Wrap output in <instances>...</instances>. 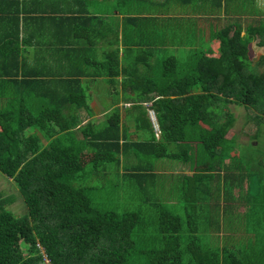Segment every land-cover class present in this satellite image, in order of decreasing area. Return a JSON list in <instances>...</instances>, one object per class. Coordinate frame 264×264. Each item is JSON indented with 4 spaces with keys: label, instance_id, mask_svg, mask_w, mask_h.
Here are the masks:
<instances>
[{
    "label": "trees",
    "instance_id": "trees-1",
    "mask_svg": "<svg viewBox=\"0 0 264 264\" xmlns=\"http://www.w3.org/2000/svg\"><path fill=\"white\" fill-rule=\"evenodd\" d=\"M255 22L221 31L220 55L193 53L187 71L180 70L178 59L166 57L159 76L143 78L147 96H160L155 102L160 138L144 118L143 128L136 126L145 140L125 144L145 153L139 158L150 161L149 168L165 162L184 170L176 175H122L117 165L125 147L120 112L107 116L106 134L92 122L83 123L81 110L93 114L80 80L56 81L44 76L39 65L40 70L24 64L22 50L30 45L20 40L17 23L0 45V174L17 184L28 214L10 211L14 201L5 199L0 187V264H47L46 259L49 264H243L244 258H264V237L261 246L236 237L240 226L249 233L264 230V158L259 163L241 159L234 169L222 153L237 137L233 106L256 112L247 115L259 129L252 142L264 139V54L250 55L251 46L264 48V17ZM119 53H111L100 75L113 89L122 75ZM71 139L78 143L66 146ZM255 143L253 151L259 150ZM109 165L120 182H106L107 192L111 186L119 193L131 191L128 197L144 198L138 205L154 212H121L117 208L128 206L120 196L106 208L97 207L92 195L105 186H75L87 169L109 175ZM166 191H178L190 203L206 201L207 208L208 200L220 204L219 220L188 203L192 212L185 222L159 203V192ZM227 219L236 236L229 233Z\"/></svg>",
    "mask_w": 264,
    "mask_h": 264
},
{
    "label": "crops",
    "instance_id": "crops-1",
    "mask_svg": "<svg viewBox=\"0 0 264 264\" xmlns=\"http://www.w3.org/2000/svg\"><path fill=\"white\" fill-rule=\"evenodd\" d=\"M263 17L264 0H0V45L18 23L20 40L26 38L30 45L23 47L22 62L29 68L39 69V65L44 76L56 81L79 79L93 114L81 110V121L92 122L98 131L107 133V116L118 110L120 143L124 145L126 140H145L136 126L139 123L143 128L144 118L152 122L160 138L155 109L160 96H147V81L143 79L151 78L156 64L166 55L179 61L178 56H183L188 64L198 51L220 55L217 37L221 31L233 32L239 26L245 29ZM117 50L122 75L113 89L109 78L100 75ZM102 88L117 101L107 106L100 102L97 96L102 95ZM116 135L117 131L110 132V136ZM79 140H83L82 135ZM140 151L123 146L117 164L122 175H176L184 171L162 161V168L156 163H150L149 168L150 161L141 158L146 154ZM138 167L143 168L137 171ZM228 231L236 236L232 227ZM242 260L243 264H264L261 257Z\"/></svg>",
    "mask_w": 264,
    "mask_h": 264
},
{
    "label": "rangeland",
    "instance_id": "rangeland-1",
    "mask_svg": "<svg viewBox=\"0 0 264 264\" xmlns=\"http://www.w3.org/2000/svg\"><path fill=\"white\" fill-rule=\"evenodd\" d=\"M250 55H252V57H255L259 54H264V48H260V47H254L251 46L250 47ZM257 54V55H256ZM162 56V55H160ZM159 57V56H158ZM166 57H168L166 55ZM165 58V57H164ZM178 58L181 60L179 63V67L180 70L182 71H187L190 68V64H188L187 61H185L184 57H179ZM158 60L155 59L154 62ZM163 61V60H162ZM159 62L158 64H156L155 68L153 70H151V76H159L161 74V64ZM153 63V62H152ZM154 64V63H153ZM100 90V87H97ZM100 96H97V99L102 103L104 102V104L107 105H112L114 102L117 101V98L113 95L108 94L104 88H102ZM100 103V104H102ZM96 104V103H95ZM95 105H92V108ZM233 109L236 113V117H237V123L235 126V130L234 132L237 133V137L235 139V141L231 142L230 144H228L227 147H224L222 150V153L224 154H228L226 157L228 158V162H231L233 164V168L236 169L241 162V159L244 160H248L249 158H252L253 160H257L258 159V163L264 158V139L262 138L259 142V144L252 142L253 141V137L258 133V126L255 122H247V115L252 118L256 115V112H254L253 110L251 111H247L246 108L244 107H236L233 106ZM247 122V123H246ZM246 123V125H245ZM263 127V131H264V125ZM234 133V134H235ZM150 135H148L149 137ZM78 143V140L75 139H71L66 146H73L76 145ZM242 143V144H240ZM253 143H255V145H259L256 148H259V150H255L253 151ZM237 157V158H236ZM154 158V157H153ZM232 158H236V159H232ZM233 161V162H232ZM174 163V164H173ZM171 165H178L177 162H173ZM93 163L89 162L88 167L92 166ZM159 168H162L161 165L163 164H156ZM172 167V166H171ZM248 167V165H247ZM115 169L114 165L110 166L109 165V175L107 176H102V175H93V173H90V171L87 169V173L84 174L79 180H77L75 182V186H109L107 185L106 182L108 183H115V184H119L120 180H119V175L116 173H112V171ZM235 172V171H234ZM246 172L248 173V170H246ZM261 172L264 173V170L262 169ZM107 180V181H106ZM0 187L3 191V196L5 199H9L12 200L13 199V203L11 205H9V210L12 211L14 214H17L18 216H24L26 214H28V208L25 204V199L22 196L19 187L17 186V184L9 179L8 177L4 176L3 174H0ZM113 186L109 187L108 192H107V187L104 190L101 191H96L92 196H93V200L95 202V204L98 206H103V208L105 207V204L113 202V201H117L118 196H120L121 202L123 203V201H125L126 199V203H123L125 205H127L128 207L125 206H120V208H117V210L121 211V212H136L138 210H142L144 212H150L153 211L154 209H152L150 206H141L138 205L139 202L141 200H143L144 198H133L132 197H128L129 195L132 194L131 191H126V193H124V191H120V193L118 191L113 190L112 188ZM246 188V186H245ZM106 191V192H105ZM237 193H239L237 191ZM159 203L160 204H164L166 206H170V209L173 208L174 212L177 215H180L182 217V219L185 220L186 222V216H188L187 214L192 212L191 207L192 205L194 206V204L197 207L196 212L198 213H204L207 215H211V217L218 219L219 220V216L222 213V208L221 205H214L211 204V201L208 200V203L210 208H207L206 206V201L204 202L203 200H199L198 202H191L188 198H183L182 194L180 192L177 191V193L175 194L174 192L171 191H166V192H159ZM175 196V197H174ZM121 203V204H122ZM191 204L190 207V211H188L186 209V204ZM110 206V205H109ZM110 209L113 208V206L109 207ZM115 209V207L113 208ZM199 210V211H198ZM245 207L240 206L239 207V211L240 213H244L245 212ZM149 216V214L147 215ZM150 217V216H149ZM233 220H235V217H233ZM237 221V218H236ZM227 229H229L230 227L233 226L232 221L227 219ZM239 223V222H238ZM236 225V224H234ZM235 226H233L234 228ZM242 226H240V232H242L240 235L236 236L240 239H243L245 241H255L256 244L259 246H261V243H258L259 240L263 239V235H264V230L261 233H249L248 230L246 229V231H243ZM226 233H228V231H225ZM213 234V233H212ZM226 242L228 243V240L226 239ZM214 243V242H211ZM264 244V243H263ZM244 245V244H243Z\"/></svg>",
    "mask_w": 264,
    "mask_h": 264
},
{
    "label": "built area",
    "instance_id": "built-area-1",
    "mask_svg": "<svg viewBox=\"0 0 264 264\" xmlns=\"http://www.w3.org/2000/svg\"><path fill=\"white\" fill-rule=\"evenodd\" d=\"M46 263H47V264H49V263H50L49 259H46Z\"/></svg>",
    "mask_w": 264,
    "mask_h": 264
}]
</instances>
